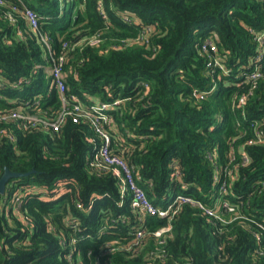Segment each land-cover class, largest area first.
Here are the masks:
<instances>
[{
	"label": "trees",
	"instance_id": "trees-1",
	"mask_svg": "<svg viewBox=\"0 0 264 264\" xmlns=\"http://www.w3.org/2000/svg\"><path fill=\"white\" fill-rule=\"evenodd\" d=\"M22 2L66 55L65 95L113 103L110 152L133 166L152 203L164 208L184 194L213 211L180 202L166 216L147 214L146 233L131 245L137 212L110 170L90 165L101 138L87 121L66 118L51 130L0 119V176L32 171L0 194V264H264V40L254 38L264 29V0ZM13 7L23 10L19 0L0 3V115L21 108L54 117L61 101L45 71L46 47ZM147 26L146 43H129ZM94 34L97 46L71 49ZM206 38L228 72L207 66ZM257 54L260 75L237 79ZM16 190L18 212L1 203ZM166 224L170 231L156 237Z\"/></svg>",
	"mask_w": 264,
	"mask_h": 264
},
{
	"label": "built area",
	"instance_id": "built-area-1",
	"mask_svg": "<svg viewBox=\"0 0 264 264\" xmlns=\"http://www.w3.org/2000/svg\"><path fill=\"white\" fill-rule=\"evenodd\" d=\"M19 1L23 5V10H16L15 7H13V9L15 10V12L21 13V16L25 20L28 29L38 32L40 40L46 47L47 64L45 66V71L51 77L52 85H54L58 92L61 101V108L54 117L46 118H37V116L29 114L21 110V108H18L9 112H3L0 115V119H10L20 123L22 122L21 125H25L27 121H31L33 123L38 121L39 123H42L43 127L51 130H57L66 118H70L72 121H87L101 138V143L94 156L92 157L90 165L98 169H102V167L108 168L119 183L122 199H126L125 195L129 196L130 208L137 212L140 223L135 229V236L131 245H137L141 237L146 233L143 222L147 214H158L160 216H166L167 214H169L170 210H172V213L175 212L177 210V207H175V205L179 204L180 202L197 204L206 213L211 214L213 211L212 209L202 205V203H200L195 198L184 194H176L173 200L164 208H160L159 206L152 203V201L147 197L143 187L135 180V177L133 175V166L129 165L122 157L110 152V135L105 129V123H109L112 120L110 109L113 103L100 100L85 103L83 102V99L76 94H70L69 96L65 95L66 72L64 70V63L66 61V55L63 51H61L60 53H56L53 50L49 36L45 33H41L39 30V18L37 13L32 8L24 6L22 0ZM1 2L2 0H0V3ZM9 14V19L14 22L16 19L15 15L13 16L11 13ZM123 19L128 22H132V20L135 21L134 17L129 14H123ZM150 31L151 26H147L137 36H135L133 39H130L129 43H146L148 41V34ZM17 32L19 34H23L21 30H18ZM254 38L258 42V44H261L264 40V29L260 32L255 33ZM100 40L101 38L99 34L84 37L77 43L71 44V49L80 47L82 43L97 46ZM201 50L206 54L208 67L212 68V70H215V68L218 67L223 69L224 72L229 71L225 68L224 64L219 59V56L217 55L216 44L212 39L206 38L201 44ZM261 59L262 54H257L255 56L257 64L254 66V68L250 71L240 73L237 79H239L240 81L255 80L260 75L258 68L261 65ZM204 93L205 92L197 89H194V91L192 92L193 96L196 98L203 97ZM245 98L246 95L243 94L240 97L239 102L243 103L245 101ZM115 101L117 102L118 100ZM257 139L260 141H264L262 131L257 132ZM243 160H247L246 154H243ZM222 189H224V186H222ZM20 196L21 193L19 190L13 191L10 195H4L1 203L5 206L6 209L10 205L12 206L13 211L18 212V209L20 207ZM221 205L226 207L228 210H232V206L229 205L225 200L221 201ZM68 223L70 226L78 225L77 221L74 218H70ZM168 231H170V225L166 224L156 229L153 234L156 237H160L163 233ZM161 241L162 240H160V242ZM69 257L70 255L68 254V258Z\"/></svg>",
	"mask_w": 264,
	"mask_h": 264
},
{
	"label": "water",
	"instance_id": "water-1",
	"mask_svg": "<svg viewBox=\"0 0 264 264\" xmlns=\"http://www.w3.org/2000/svg\"><path fill=\"white\" fill-rule=\"evenodd\" d=\"M32 173V171L27 172H15L11 171L8 168H5L3 173L0 176V194H3L5 192L6 183L11 179L15 177H21Z\"/></svg>",
	"mask_w": 264,
	"mask_h": 264
}]
</instances>
